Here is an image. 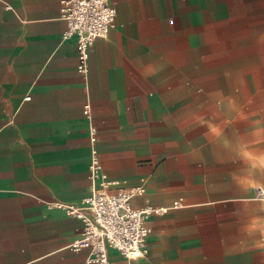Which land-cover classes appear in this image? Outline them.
Segmentation results:
<instances>
[{"label":"crops","instance_id":"crops-1","mask_svg":"<svg viewBox=\"0 0 264 264\" xmlns=\"http://www.w3.org/2000/svg\"><path fill=\"white\" fill-rule=\"evenodd\" d=\"M111 2L82 75L60 0H0V264H84L47 204L89 195L90 126L131 205L168 208L138 264H264V0Z\"/></svg>","mask_w":264,"mask_h":264},{"label":"built area","instance_id":"built-area-1","mask_svg":"<svg viewBox=\"0 0 264 264\" xmlns=\"http://www.w3.org/2000/svg\"><path fill=\"white\" fill-rule=\"evenodd\" d=\"M6 9H12L5 5ZM61 18L65 22L62 40L75 36L77 45V70L86 75L89 49L97 38L105 37L114 25L116 10L111 0H60ZM27 95L23 99L29 100ZM84 113L90 105H83ZM97 130L89 127L91 156L88 166L89 195L78 203L50 202L48 207L61 208L71 217L81 220L78 236L71 242L73 251L86 249L84 264H110L109 250L117 251L128 264H138L147 254L146 238L150 227L146 219L162 214L167 207L146 206L135 208L130 200L142 192L141 186L124 188L108 178L102 170L96 148ZM115 188L111 190V187ZM255 198L264 201V189L255 188ZM175 207V206H174Z\"/></svg>","mask_w":264,"mask_h":264},{"label":"rangeland","instance_id":"rangeland-1","mask_svg":"<svg viewBox=\"0 0 264 264\" xmlns=\"http://www.w3.org/2000/svg\"><path fill=\"white\" fill-rule=\"evenodd\" d=\"M259 187H261V186H259ZM262 189H264V187H261Z\"/></svg>","mask_w":264,"mask_h":264}]
</instances>
